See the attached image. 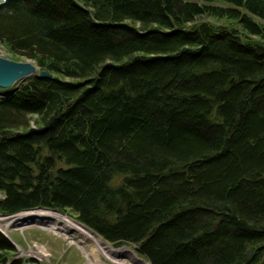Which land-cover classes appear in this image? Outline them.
<instances>
[{
  "label": "trees",
  "instance_id": "16d2710c",
  "mask_svg": "<svg viewBox=\"0 0 264 264\" xmlns=\"http://www.w3.org/2000/svg\"><path fill=\"white\" fill-rule=\"evenodd\" d=\"M0 44L51 75L0 94V214L264 264V0H2Z\"/></svg>",
  "mask_w": 264,
  "mask_h": 264
},
{
  "label": "rangeland",
  "instance_id": "374dc122",
  "mask_svg": "<svg viewBox=\"0 0 264 264\" xmlns=\"http://www.w3.org/2000/svg\"><path fill=\"white\" fill-rule=\"evenodd\" d=\"M208 20L214 22L212 19H208ZM0 56L14 61H21V62L29 61L34 65H36V62L33 59L28 58L22 53L11 54L3 47L2 44H0ZM37 70L39 71V69ZM22 81L16 82L14 87L17 88ZM4 91L9 92L8 90H4ZM4 91L0 90V94L3 96L6 95V94H2ZM2 197L3 196L0 194V198ZM37 209L57 212L63 218L67 220H72L77 224H79V222L75 221L68 214H62L58 211L52 209H45V208H35L33 210H37ZM23 212H27V211H23ZM45 220H42L41 222L31 223L25 228H21V229L18 227H12L10 228V231L9 230L7 231V235L3 234L0 231L7 238V240L13 245L15 249V251L11 255V259H9L5 264H11L13 260H18L20 264H87V259L82 252L81 244H79L77 241L74 240L67 241L66 238H63L62 236L63 234L61 233L59 234L58 232H55L50 228V224L52 223L48 222L49 220L48 221ZM80 225L82 224L80 223ZM83 227L91 231L90 229L86 228L84 225ZM98 237L110 246L109 248L110 250L122 248L126 251V252H122L123 255H121L123 261L125 262L124 264H137L138 261L144 264H149L148 261H146V259H144L143 257L137 254L135 248L132 245L115 246L102 239L99 235ZM86 245L88 247V245L90 246L91 243L88 244L86 243ZM38 246L42 247L46 251L47 253L46 257L40 258L29 253L32 248L34 249L37 248ZM92 248L93 247H91L90 249ZM127 252L132 253L134 256L125 255L128 254ZM100 261L101 263L99 264H112L110 262H105L102 258Z\"/></svg>",
  "mask_w": 264,
  "mask_h": 264
},
{
  "label": "bare ground",
  "instance_id": "6f19581e",
  "mask_svg": "<svg viewBox=\"0 0 264 264\" xmlns=\"http://www.w3.org/2000/svg\"><path fill=\"white\" fill-rule=\"evenodd\" d=\"M46 219V220H45ZM42 220L51 222L50 228L59 234H63V238L67 241H77L81 244V249L83 254L87 259V264H99L101 263V258L105 262H110L112 264H124L121 255L122 252H126L124 249H114L110 250V246L102 241L98 235L85 229L82 225L77 224L72 220H67L63 218L57 212L50 210L37 209L27 212L18 213L9 217H0V231L7 235V231H10L12 227L25 228L31 223L41 222ZM86 243H91L87 247ZM93 247L92 249H90ZM112 248V247H111ZM30 254L37 257H46L47 253L42 247L32 248L29 252ZM128 254L134 256L132 253ZM117 254V255H116ZM137 264H144L138 261Z\"/></svg>",
  "mask_w": 264,
  "mask_h": 264
},
{
  "label": "water",
  "instance_id": "95a60500",
  "mask_svg": "<svg viewBox=\"0 0 264 264\" xmlns=\"http://www.w3.org/2000/svg\"><path fill=\"white\" fill-rule=\"evenodd\" d=\"M36 65L29 61H14L0 56V88L5 89L13 86L16 82L22 81L28 76L38 75L49 78L51 75L44 70L38 72ZM56 211V210H55ZM0 216H9L0 214ZM87 228V227H86Z\"/></svg>",
  "mask_w": 264,
  "mask_h": 264
}]
</instances>
